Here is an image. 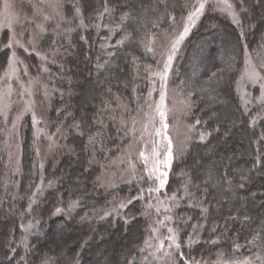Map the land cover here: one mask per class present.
I'll return each instance as SVG.
<instances>
[{"label": "trees", "instance_id": "16d2710c", "mask_svg": "<svg viewBox=\"0 0 264 264\" xmlns=\"http://www.w3.org/2000/svg\"><path fill=\"white\" fill-rule=\"evenodd\" d=\"M59 1L37 44L43 58L24 54L52 86L40 115L59 142L44 171L29 116L12 169L0 116V264H154L151 199L172 206L159 215L174 264H264V103L254 91L246 110L236 90L247 53L264 74V0H233L237 23L208 10L184 41L173 81L194 103L197 135L156 194L146 179L111 188L101 174L130 140L123 106L149 92L152 40L193 0ZM9 53L0 51V74Z\"/></svg>", "mask_w": 264, "mask_h": 264}, {"label": "rangeland", "instance_id": "374dc122", "mask_svg": "<svg viewBox=\"0 0 264 264\" xmlns=\"http://www.w3.org/2000/svg\"><path fill=\"white\" fill-rule=\"evenodd\" d=\"M210 9L220 11L234 23L238 21L233 0H193L172 29L152 40L150 51L155 61L148 69L149 92L143 104L134 110L123 106L126 115L118 117L130 140L106 163L101 181L107 187L115 188L140 178L155 187L148 188L149 192H160L168 182L173 162L183 156L196 139L194 125L189 121L194 103L174 83L173 72L184 41ZM60 13L59 0H0V51L6 48L10 51L8 63L0 74V116L7 126L9 160L14 171L21 170L20 132L27 116L32 120L36 140L40 141L37 153L42 171L58 147V133L53 132L46 118L40 115L51 97L52 86L44 77L31 73L24 54L32 52L43 58L37 48L38 41L49 25L59 20ZM41 68L45 73V67ZM236 90L246 110L252 105L254 91L264 103V74L250 53L246 54ZM164 203L163 199L158 205L152 199L148 203L150 234L145 246L154 264L175 262V247L164 234V219L159 215L161 209L170 211L172 206L166 207Z\"/></svg>", "mask_w": 264, "mask_h": 264}, {"label": "snow or ice", "instance_id": "6c2138e0", "mask_svg": "<svg viewBox=\"0 0 264 264\" xmlns=\"http://www.w3.org/2000/svg\"><path fill=\"white\" fill-rule=\"evenodd\" d=\"M161 186H163V182L161 183Z\"/></svg>", "mask_w": 264, "mask_h": 264}]
</instances>
